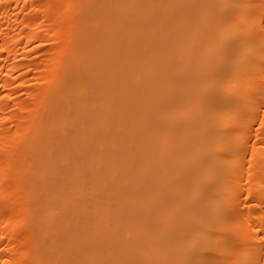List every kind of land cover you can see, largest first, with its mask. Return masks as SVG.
<instances>
[{
    "label": "bare ground",
    "instance_id": "bare-ground-1",
    "mask_svg": "<svg viewBox=\"0 0 264 264\" xmlns=\"http://www.w3.org/2000/svg\"><path fill=\"white\" fill-rule=\"evenodd\" d=\"M0 264H264V0H0Z\"/></svg>",
    "mask_w": 264,
    "mask_h": 264
}]
</instances>
